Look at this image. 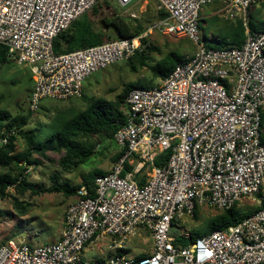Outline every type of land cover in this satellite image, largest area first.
I'll use <instances>...</instances> for the list:
<instances>
[{"label": "built area", "instance_id": "built-area-1", "mask_svg": "<svg viewBox=\"0 0 264 264\" xmlns=\"http://www.w3.org/2000/svg\"><path fill=\"white\" fill-rule=\"evenodd\" d=\"M99 0H0V45L6 59L27 65L34 82L27 98L36 112L42 99L63 101L82 94V82L150 46L147 34L56 54L53 40ZM121 6L135 0H116ZM168 16L149 33L188 38L196 50L161 84L133 89L125 99V123L113 141L122 156L111 172L82 186L65 212L57 242L31 247L0 245V264H264V32L248 30L257 0H155ZM220 1L225 20L245 30L241 46L218 49L200 38L203 6ZM1 134L0 146L13 135ZM170 152L165 166L156 157ZM140 184L137 179L143 166ZM24 172L28 171L23 164ZM250 199L257 210L236 225L200 236L174 233L198 207L228 210ZM1 201V197H0ZM151 252L137 258L126 250L144 238ZM107 239L102 257L83 251Z\"/></svg>", "mask_w": 264, "mask_h": 264}, {"label": "rangeland", "instance_id": "rangeland-1", "mask_svg": "<svg viewBox=\"0 0 264 264\" xmlns=\"http://www.w3.org/2000/svg\"><path fill=\"white\" fill-rule=\"evenodd\" d=\"M107 1L110 8H102L98 16H93L91 10L86 13L94 29L103 30L112 35L113 31L103 28L100 20L114 13L140 21L146 27L144 33L147 34V41L157 48V51L150 53L146 67L136 65V70L133 72L126 61L116 62L85 78L82 82L80 97H72L63 101L42 99L37 111L29 114L27 97L34 84L33 80L31 81L32 74L29 67L11 62L0 65V109L6 110L13 118L20 115L27 116L25 129H37L41 141H44V136L50 132V122L57 111H78L85 108L88 101L96 98L115 100L129 83L139 86L151 83L153 88L157 87L162 80L153 77L150 67L159 62L168 51H176L186 60L191 58L196 50V46L188 38L161 36L156 32L149 33L150 26L155 23L154 17L157 10L155 0H135L125 7L116 0ZM222 11L223 5L220 1H214L201 9L202 29H200L199 36L201 39L204 38L203 41L208 47L215 48L216 40L223 39L224 31L238 23L234 20L223 19L220 16ZM249 12V19L251 17L254 23L264 21V0H257L250 7ZM15 146L17 152L24 149V142L20 137H16ZM119 153L113 140L98 141L90 159L69 172L62 171L59 166L62 153L48 152L46 158L34 156L38 164L27 167L28 171L24 172V176L29 182L35 184L37 193H31L28 190L23 194H18L15 186L6 190L5 197L0 201V244L10 240L24 242L31 247L55 243L63 226L65 212L68 206L74 203L76 197H65L62 193L56 192H44L52 186L51 178L57 175L59 182L68 181L72 186H79L83 178L92 170H99L106 174L111 172L118 161L115 159ZM236 208L246 214L254 211L258 206L255 201L244 199L236 203ZM220 212L221 210L198 207L192 219H183L176 225L174 233L178 234L182 230L189 235L194 231L202 232L205 222ZM138 241L131 242L126 253L132 256L148 255L151 252V241L147 237L141 245ZM107 245V239L94 242L83 251L85 260L92 261L102 257Z\"/></svg>", "mask_w": 264, "mask_h": 264}, {"label": "trees", "instance_id": "trees-1", "mask_svg": "<svg viewBox=\"0 0 264 264\" xmlns=\"http://www.w3.org/2000/svg\"><path fill=\"white\" fill-rule=\"evenodd\" d=\"M100 0L91 8L93 16H98L102 8H110L107 0ZM201 13V12H200ZM168 16L165 11L155 12L154 22L165 19ZM201 17V14H200ZM102 27L111 29L113 34H108L103 30H96L87 14H84L62 33L53 40V50L56 54H63L79 49H85L105 42L118 39L134 38L143 34L146 27L138 20L121 16L116 13L100 20ZM201 22V20H200ZM200 29L202 26L200 24ZM250 33L264 32V21L254 23L250 17L248 22ZM244 27L238 22L224 31L223 39L216 40V47L224 49L227 47L241 46L245 41ZM157 51L155 46L150 45L145 51L136 53L132 58L126 61L131 71L136 70V65L146 67L149 61L150 53ZM187 61L178 55L176 51H168L166 55L152 67L150 71L155 78L163 80L167 77L174 67L181 62ZM6 59V48L0 45V65L9 63ZM32 81V78H31ZM151 89L152 84L139 86L135 83L127 84L123 90L116 96L115 100H105L103 98L91 99L85 105V108L72 110H59L52 118L50 132L44 136V141L39 139L37 129L26 130L27 116H17L13 118L6 110L0 109V136L13 132L8 138V143L0 146V197L4 198L6 190L16 187L18 194H23L28 190L31 193H37L35 184L28 181L24 176L23 164L26 166L37 165L38 162L34 156L46 158L48 152L61 154L59 166L64 172L76 169L79 165L86 163L93 154L98 141H112L114 134L125 123V112L127 106L125 99L133 89ZM1 100V96H0ZM28 113L31 112L28 109ZM29 116V115H28ZM264 111L261 114V140L264 142ZM16 137H20L24 142V149L16 151ZM170 152H164L154 160V166L161 168L165 166ZM122 156L119 153L115 159L117 161ZM148 166H143L141 173L138 175L140 184L143 183L145 171ZM106 175L99 170H92L82 180L81 185L72 186L68 181L59 182V176L51 178L52 186L45 189L47 193H62L65 197L76 196V191L85 186L92 193L94 189V180L98 176ZM20 206V204L18 205ZM254 211L246 214L240 212L236 205L228 210L221 212L208 219L204 224V231L190 232L188 239H182V245H187L196 238L207 235L213 231L224 230L229 226L236 225L244 218L251 215ZM196 213V212H195ZM195 216V214H194ZM6 242L1 243L4 245ZM146 255L136 256L138 259Z\"/></svg>", "mask_w": 264, "mask_h": 264}, {"label": "crops", "instance_id": "crops-1", "mask_svg": "<svg viewBox=\"0 0 264 264\" xmlns=\"http://www.w3.org/2000/svg\"><path fill=\"white\" fill-rule=\"evenodd\" d=\"M133 3V2H132ZM33 86H34V84H33ZM33 86L31 87V89L29 90V93H28V97H29V95H30V93L32 92V90H33ZM27 97V98H28ZM75 202V201H74ZM62 228H63V226L61 227V229H60V232H59V235H58V238H57V240L59 239V237H60V234H61V232H62ZM57 240H56V242H57Z\"/></svg>", "mask_w": 264, "mask_h": 264}]
</instances>
